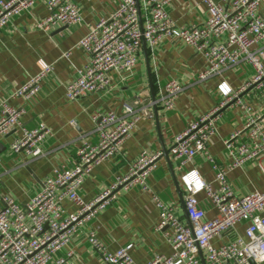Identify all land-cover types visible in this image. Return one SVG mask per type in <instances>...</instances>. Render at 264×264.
Instances as JSON below:
<instances>
[{"label":"built area","instance_id":"built-area-1","mask_svg":"<svg viewBox=\"0 0 264 264\" xmlns=\"http://www.w3.org/2000/svg\"><path fill=\"white\" fill-rule=\"evenodd\" d=\"M38 1H0V31L13 18L32 10ZM173 1L116 0L113 13L90 26L89 32L79 41L77 47L90 57L84 69L68 83L66 97L74 102L91 94L111 93L114 74L122 83L133 75L144 42L155 50L169 38L194 48L207 62V69L196 76L200 82L242 63L250 65L254 70L250 81L238 91L226 83L220 84V103L175 137L170 152L186 188L185 209L189 224L182 222L173 204L154 196L160 211L157 231L167 230L172 254L169 257L156 255L147 264H264V192L238 196L228 181L231 170L264 156V117L248 114L243 128L225 140L228 155L233 159L228 168L219 167L209 153L222 112L239 103L240 94L248 89H256L264 95V17L261 10L264 0H229L227 8L215 0H203L208 7L207 19L184 27L177 26L169 15ZM46 4L49 15L36 21L35 27L39 30L50 33L83 22L76 0H46ZM53 72V66H46L16 91L13 98H33ZM182 91L179 81L172 79L157 100L137 95L134 101L124 104L121 115L98 112L93 120L99 140L96 144L82 143L72 169L54 168L43 181L42 189L26 205L5 196L4 207L0 210V264H75L73 252H69L67 258H57L58 254L70 245L86 222L110 205L117 190L151 192L148 179L162 153L144 150L129 172L118 177L93 202L85 203L80 195L91 171L119 155L138 123L154 119L153 108L158 105L165 111L173 110ZM23 114L21 109L2 105L0 139L22 126ZM50 135L51 131L43 124L35 129L24 127L23 137L11 143L10 151L37 159L43 156V145ZM198 156L206 157L212 164L217 188L203 181L197 171L184 174L185 167ZM202 192L217 210L214 219L207 218L197 198ZM66 202L75 204L78 212L69 213L64 206ZM241 223L246 224L244 237L236 235L232 241L214 246L215 238L228 233L235 235ZM89 242L105 264H134L131 246L111 254L94 232L89 233Z\"/></svg>","mask_w":264,"mask_h":264},{"label":"crops","instance_id":"crops-1","mask_svg":"<svg viewBox=\"0 0 264 264\" xmlns=\"http://www.w3.org/2000/svg\"><path fill=\"white\" fill-rule=\"evenodd\" d=\"M215 1L225 8L229 6V0ZM76 3L83 17V22L77 26L58 28L50 33L37 29L36 21L49 15L46 0H39L32 10L13 18L0 31V112L3 104L24 111L22 126L0 139V145L5 148L0 155V210L4 207L5 196L26 205L42 189L43 181L54 168L74 167L82 143L96 144L99 140L93 120L95 114L115 112L121 115L124 104L134 101L137 95L157 100L164 94L166 83L174 79L183 87L175 108L165 111L159 105L154 107V119L141 120L123 144L119 155L91 171L80 195L85 203L93 202L118 177L129 172L132 163L144 150L162 153L148 179L151 192L117 190L110 205L86 222L70 245L57 256L67 258V254L73 252L75 264H105L89 242V233L94 232L111 254L131 246L130 255L134 264H147L156 255L169 257L172 248L166 237L167 230L157 231L160 211L154 203V196L164 203L173 204L182 222L189 224L185 209L186 188L170 152L173 141L190 123L205 116L220 103V84L226 83L238 91L252 79L254 70L242 63L200 82L196 76L207 69L206 60L194 48L168 38L155 50L143 44L133 75L122 83L114 74L111 93L91 94L78 101H69L66 97L67 85L84 69L90 57L77 47L79 41L89 32L90 26L109 17L116 8V0H76ZM261 10L264 17V1ZM142 13L146 15V11L142 10ZM169 15L179 27L200 24L208 17V7L203 0H174L169 7ZM50 65L54 67V72L42 83L37 95L31 99L13 98L16 91ZM239 101L222 112L216 135L209 146L210 155L221 168H228L233 162L226 150L225 140L243 128L248 114L264 117V95L256 89L241 93ZM42 124L51 131L43 145V156L32 159L25 153L10 151L11 143L23 137L24 127L35 129ZM191 171H197L203 181L218 187L212 164L206 157L198 156L185 167L184 174ZM228 181L238 196L264 192V156L231 170ZM197 198L207 218L214 219L217 210L205 193H200ZM64 206L69 213L79 210L71 202H66ZM245 228V223L239 224L235 235L228 233L215 238L214 246L220 247L236 235L244 237Z\"/></svg>","mask_w":264,"mask_h":264},{"label":"water","instance_id":"water-1","mask_svg":"<svg viewBox=\"0 0 264 264\" xmlns=\"http://www.w3.org/2000/svg\"><path fill=\"white\" fill-rule=\"evenodd\" d=\"M137 1H138V0H137ZM143 44L146 45L145 42H144ZM2 149H5V148H4V146L0 145V155H1V151H2Z\"/></svg>","mask_w":264,"mask_h":264}]
</instances>
